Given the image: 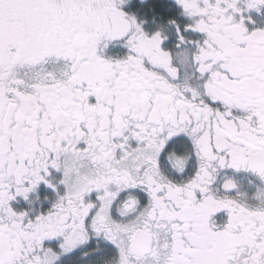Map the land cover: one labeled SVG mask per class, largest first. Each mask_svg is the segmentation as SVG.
<instances>
[{
	"label": "snow or ice",
	"instance_id": "1",
	"mask_svg": "<svg viewBox=\"0 0 264 264\" xmlns=\"http://www.w3.org/2000/svg\"><path fill=\"white\" fill-rule=\"evenodd\" d=\"M0 264H264V0H0Z\"/></svg>",
	"mask_w": 264,
	"mask_h": 264
}]
</instances>
